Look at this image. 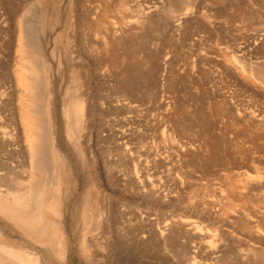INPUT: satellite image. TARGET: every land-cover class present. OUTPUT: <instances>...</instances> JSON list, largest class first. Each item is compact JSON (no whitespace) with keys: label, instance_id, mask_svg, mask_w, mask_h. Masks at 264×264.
I'll list each match as a JSON object with an SVG mask.
<instances>
[{"label":"rangeland","instance_id":"obj_1","mask_svg":"<svg viewBox=\"0 0 264 264\" xmlns=\"http://www.w3.org/2000/svg\"><path fill=\"white\" fill-rule=\"evenodd\" d=\"M38 119L55 246L0 214L5 264H264V0H0L10 203L34 201Z\"/></svg>","mask_w":264,"mask_h":264},{"label":"bare ground","instance_id":"obj_2","mask_svg":"<svg viewBox=\"0 0 264 264\" xmlns=\"http://www.w3.org/2000/svg\"><path fill=\"white\" fill-rule=\"evenodd\" d=\"M126 3V2H125ZM124 4V3H123ZM158 8V7H157ZM151 9V8H150ZM24 25V24H23ZM27 25V24H26ZM25 26V25H24ZM26 27H29V26H26ZM33 27H31L30 29H32ZM27 29V28H26ZM34 29V28H33ZM23 30H24V28H23ZM28 30H29V28H28ZM36 29H34V31H35ZM34 31H32V32H34ZM24 32H26V30L24 31ZM28 33H27V36H29V35H31V33H29V32H31V31H27ZM36 32V31H35ZM29 34V35H28ZM32 34H34V33H32ZM36 35V34H35ZM24 36H26V35H24ZM32 36V35H31ZM31 36H29V40L30 39H32V41H33V38L34 37H32V38H30ZM37 36H38V34H37ZM36 36V37H37ZM25 38V37H24ZM38 38V37H37ZM27 39H28V37H27ZM29 40H27V42L29 41ZM38 40H39V38H38ZM21 41V40H20ZM31 40H30V45H31V42H32ZM37 41H33L32 43H33V46H36L35 45V43H36ZM29 43V42H28ZM37 44V43H36ZM37 46H40L39 44L37 45ZM39 49L41 48V47H38ZM33 49H35L34 47H33ZM23 50V49H22ZM31 52H32V46H31ZM25 51H28V52H30L29 51V49H25ZM25 51H24V53H25ZM38 52H40V50H37ZM43 52V51H42ZM35 53H37L36 51H35ZM34 53V50H33V54H35ZM23 54V53H22ZM30 54V53H29ZM32 54V53H31ZM30 54V55H31ZM36 55V54H35ZM38 55V54H37ZM42 56V55H41ZM43 56H44V54H43ZM42 56V57H43ZM52 57H54V56H52ZM22 58H23V56H22ZM29 58H31V57H29ZM45 58H46V56H45ZM54 59V58H53ZM25 60H29V59H25ZM47 60V59H46ZM26 61V62H27ZM32 61V64H34V66L36 67L37 66V64L39 63V62H37V59L35 58V57H33L32 58V60H30L29 61V63H28V65L30 64V62ZM25 62V61H24ZM44 62H45V59H44ZM49 62V61H48ZM26 64V63H25ZM40 64V63H39ZM38 64V65H39ZM45 64V63H44ZM50 64V63H49ZM19 65V64H18ZM31 65V64H30ZM26 66H27V64H26ZM40 66V65H39ZM46 66V65H45ZM50 66V65H49ZM30 67H32V65L30 66ZM28 68V67H27ZM34 68V67H33ZM37 69L39 68L38 66L36 67ZM51 69V68H50ZM26 70V69H25ZM34 70H36V69H34ZM39 70V69H38ZM45 70H46V68H45ZM28 72H30L31 73V70L29 71V70H27ZM33 71V70H32ZM43 71V70H42ZM29 73V74H30ZM34 73H36V75H37V71H35ZM53 73V72H52ZM33 74H31V75H29L28 77H29V79L31 78V76H32ZM41 74H38L37 75V79H38V76L39 77H42V75L40 76ZM44 75H46V74H44ZM48 76V75H47ZM32 77H34V75L32 76ZM42 78H44V77H42ZM32 79V78H31ZM37 79H33V80H37ZM33 80H31V81H33ZM39 80H40V78H39ZM38 80V81H39ZM26 81V80H25ZM24 81V82H25ZM37 81V82H38ZM34 82V81H33ZM40 83H42L41 81H39ZM38 82V84H36V86H38L37 88H42V87H39V85L41 86V84ZM26 83H28L27 81H26ZM44 83V82H43ZM30 85H31V83H29ZM43 85V84H42ZM48 85H49V83H48ZM27 86V85H26ZM30 87H28V89H29ZM32 88V87H31ZM33 88L35 89V85H33ZM36 88V89H37ZM27 89V88H26ZM36 89H35V91H36ZM40 89H38V92L36 91H34L35 93H42V94H44L43 92H44V90H43V92H42V90H40ZM44 89V88H43ZM46 89V88H45ZM29 91H30V89H29ZM39 91H41V92H39ZM27 92V91H26ZM25 92V93H26ZM47 92H48V90H47ZM46 93V92H45ZM33 94V93H32ZM38 94V95H39ZM47 94V93H46ZM49 94V93H48ZM37 95V94H36ZM45 95V94H44ZM26 96H28V94L26 95ZM48 96V95H47ZM36 97V96H35ZM51 97V96H50ZM28 98V97H27ZM29 99V98H28ZM31 99V98H30ZM29 99V100H30ZM45 99H47V97H45ZM41 101V100H40ZM47 101V100H46ZM36 104V103H35ZM37 104H39V105H41V102L40 103H37ZM46 104V103H45ZM76 104V103H75ZM79 104V103H78ZM28 105V104H27ZM36 106V107H38V108H42V105H41V107L40 106ZM30 106H32V105H30ZM34 106V105H33ZM29 107L31 110H32V108H34V107ZM26 107H28V106H25V108ZM45 108H46V105L44 106ZM74 107H79V106H77V105H75ZM74 107L72 108L73 110H74ZM29 108H27L28 110H29ZM70 107H68V109H69ZM44 109V108H43ZM71 109V108H70ZM69 109V111L68 112H70L71 110ZM80 109V108H79ZM78 109V110H79ZM36 110H38V109H36ZM36 110H32L31 112H33V111H35L36 113H37V111ZM42 110V109H41ZM30 111V110H29ZM42 112V111H41ZM44 112V111H43ZM42 112V113H43ZM79 113H80V110L78 111ZM28 113V112H27ZM48 113V112H47ZM47 113H46V116H48L47 115ZM72 113H73V111H72ZM33 114L35 115V113L33 112ZM37 114H41L40 113V111L38 110V113ZM36 114V115H37ZM70 114V113H69ZM76 114V113H75ZM73 115V117H75L74 116V114H72ZM29 116H32V115H30L29 114ZM77 116H79V115H77ZM77 116L75 117V119L77 118ZM36 116H34V118H35ZM42 118V116H40L39 115V118ZM71 117V115L69 116V118ZM28 118V117H27ZM38 118V117H37ZM37 118L35 119V120H37ZM30 119V118H29ZM46 119V118H45ZM44 119V121H43V119L41 120H39L38 119V125L37 124H34V126L36 125V130L38 131V134H37V138H38V140L39 141H37V143H34L33 141V145L31 144V150H32V156H31V162L30 163H32V169L34 170V172L36 173V175H37V179H38V182L36 183V184H32V187H33V190L30 192V195L34 198V201H32L31 200V203H27V201H26V194L25 193H22V192H20V191H18V192H15V191H17V190H12V189H10L9 187L7 188V190H6V192L7 193H10V194H12V196L13 195H15L16 197L14 198L13 197V203H10V201L8 202V198L7 199H5V197H3V196H1L0 195V214H2V216H4V217H6V219L8 220H11L13 223H15L18 227H20L23 231H25L26 233H28L31 237H32V239H35L36 241H38V242H40V243H47L48 244V248H49V245H52L53 243H54V246H55V242H54V240H52L51 239V235H53V236H55L54 234H52V231L54 230L55 231V229H53L52 231H51V227H48V225L49 226H52V222H51V225L50 224H48V223H50V219H48L49 217H51L50 215H49V213L50 212H47L48 213V215H49V217H47L46 215V217H44V214H45V212L43 213L42 211H43V209H47V208H49V207H53L56 203L58 204V203H60V202H57V197H56V191H54L53 190V188H54V186L53 185H51V183H50V179H49V176H48V178H47V174L46 173H48V171L52 168V167H50L51 166V163H52V157H51V154H52V142L53 141H51L52 140V138H48V135H49V133H48V130H49V132L51 133V128H49V129H47V126L49 127L50 125L48 124L47 126H46V128H45V126H44V123L43 122H45L46 120ZM80 118L78 117L76 120H79ZM76 120H74V122L73 123H77V125H81L82 123H80L81 121L79 120V122L78 121H76ZM69 121H70V119H69ZM73 121V120H72ZM31 122V121H30ZM47 122H49L50 123V121H48L47 120ZM34 123H36V122H34ZM27 125H29V124H27ZM45 125H46V122H45ZM31 126H32V124H31ZM69 126V125H68ZM72 126H73V124H72ZM26 127V126H25ZM70 128V127H69ZM31 129H33V126L31 127ZM45 129H47V131L45 130ZM30 130V129H29ZM46 132H45V131ZM74 130H76L75 132H77L78 130H77V128L76 127H74ZM41 132V133H40ZM29 133V132H28ZM32 133V135L33 134H35V132H31ZM42 133H44V134H42ZM46 133V134H45ZM48 133V134H47ZM3 134H5V133H3ZM27 135V134H26ZM3 136V135H2ZM2 136L0 135V138L2 139ZM33 136H35V135H33ZM51 135H49V137H50ZM128 136V135H127ZM4 138V137H3ZM123 138H125V136L123 137ZM122 138V139H123ZM127 138V137H126ZM0 139V140H1ZM6 139V138H5ZM5 139H3L2 141H4V143H9V142H5ZM29 140V139H28ZM35 140H37V139H35ZM7 141H8V138H7ZM29 142V141H28ZM125 142V141H124ZM3 143V142H2ZM10 144V143H9ZM4 145V144H3ZM2 145V146H3ZM1 146V147H2ZM5 146V145H4ZM3 146V147H4ZM11 146V145H10ZM7 147H8V144H7ZM6 147V148H7ZM31 153V152H30ZM54 158V157H53ZM61 159V158H60ZM55 160V159H54ZM62 160H60V162H61ZM55 162V161H54ZM60 162H57V164H59L60 165ZM62 163V162H61ZM57 164H55L56 166H57ZM26 165V164H25ZM28 167V166H27ZM60 167V166H59ZM59 167H57V168H59ZM55 168V167H54ZM55 170V169H54ZM61 170H62V167H60V170H58V172L60 171L61 172ZM30 171V170H29ZM51 171V170H50ZM50 171H49V174H50ZM59 172V173H60ZM51 173H52V171H51ZM54 173H56V172H54ZM62 173V172H61ZM60 173V174H61ZM33 174V173H32ZM8 175H10V172H9V174ZM27 175V174H26ZM30 175V174H29ZM35 175V176H36ZM1 176V175H0ZM55 176V175H54ZM50 177H52V175L50 176ZM60 177H62L61 175H60ZM6 179V178H5ZM35 179V178H34ZM54 179V178H53ZM62 179V178H61ZM139 179V178H138ZM4 180V179H3ZM28 180V179H27ZM30 180V179H29ZM33 180V179H32ZM54 180H56V179H54ZM54 180H52V181H54ZM51 181V182H52ZM32 182H34V181H32ZM31 182V183H32ZM36 182V181H35ZM56 182V181H55ZM58 182V181H57ZM9 183V182H8ZM18 183V182H17ZM30 183V182H29ZM53 183V182H52ZM59 183V182H58ZM61 183V182H60ZM54 184V183H53ZM30 185V184H29ZM55 185H56V183H55ZM62 185V184H61ZM5 186V185H4ZM3 186V187H4ZM11 186H12V184H11ZM14 186V185H13ZM52 186H53V188H52ZM61 187V186H60ZM14 188V187H13ZM142 190H144V189H142ZM154 190V189H153ZM153 190H151L152 192H153ZM156 190V189H155ZM158 190V189H157ZM58 191H59V189L57 190V193H58ZM60 191H61V189H60ZM60 191H59V193H60ZM25 192H28V191H25ZM160 191H156V192H154V194H156V193H159ZM4 193V192H3ZM160 195H161V192L159 193ZM158 194V195H159ZM162 194L164 195V193L162 192ZM6 195H8V194H6ZM9 196H11V195H9ZM59 196V195H58ZM10 198V197H9ZM31 198V197H30ZM61 198L59 197V200H60ZM56 206V205H55ZM52 208H50L49 210H51ZM55 209V208H54ZM45 218L48 220H45ZM48 222V223H47ZM247 225V224H246ZM245 225V226H246ZM49 228V229H48ZM53 228H55V226H53ZM56 229H57V227H56ZM162 230V229H161ZM165 230V229H164ZM58 231V230H57ZM162 232H163V230H162ZM51 233V234H50ZM54 233V232H53ZM164 233V232H163ZM1 234V233H0ZM162 234V233H161ZM160 234V235H161ZM1 236V235H0ZM52 236V237H53ZM2 239V238H1ZM0 239V240H1ZM53 239H56L55 237H53ZM59 241H60V239H59ZM58 241V242H59ZM56 243H57V240H56ZM1 246V245H0ZM46 246V245H45ZM6 247V246H5ZM0 248H2V247H0ZM57 248V247H56ZM6 249H7V247H6ZM50 249H51V247H50ZM3 253L4 252H2V255H3ZM9 254V253H8ZM34 254V253H33ZM17 255V254H16ZM23 255V254H22ZM0 257H2V262H0V263H4L5 264V261H7V260H4V259H6V258H4V256H0ZM25 258H26V256H24ZM219 257V256H218ZM29 258H30V256H29ZM32 259V258H31ZM221 259V258H220ZM18 260V259H17ZM209 260H211V259H209ZM214 260V259H213ZM212 260V261H213ZM0 261H1V258H0ZM25 261V260H24ZM23 261V262H24ZM21 262V261H20ZM26 262V261H25ZM25 262L23 263V264H25ZM30 262V261H29ZM31 262H33V261H31ZM36 262L37 261H34V263L36 264ZM27 264H29L28 263V261L26 262ZM209 263H211V262H209ZM6 264H9V262L8 263H6ZM17 264H19V263H17ZM31 264V263H30ZM39 264V263H38Z\"/></svg>","mask_w":264,"mask_h":264}]
</instances>
